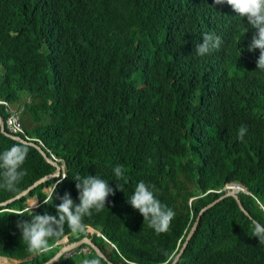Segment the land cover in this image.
<instances>
[{
    "label": "trees",
    "instance_id": "16d2710c",
    "mask_svg": "<svg viewBox=\"0 0 264 264\" xmlns=\"http://www.w3.org/2000/svg\"><path fill=\"white\" fill-rule=\"evenodd\" d=\"M12 1L0 0V100L22 109L26 99H39L25 105L22 125L47 145L70 149L68 181L89 174L105 179L114 190L119 183L124 191L115 195L122 202L138 182L154 186L158 200L175 213L169 232L161 236L169 253L183 235L184 226L175 225L180 217L186 225L192 214V224L219 196L199 198L192 207L190 198L230 182L251 191L264 189L256 158L236 144L231 132L238 85L252 81L254 86L240 114L264 107V72L253 66L244 41L248 25L239 19L233 25L218 23L222 9L210 0H58L37 26L10 15ZM205 26L208 34L220 37L219 48L168 74L167 67L173 68L182 54L194 53ZM206 59L232 64L196 77ZM0 114L7 119L6 107L0 106ZM33 123L39 126L33 128ZM13 144L21 143L0 128V152ZM27 149L26 175L13 190L0 193V201L45 173L44 163L29 165L38 152ZM117 165H123V178L114 175ZM241 198L247 208L253 206L250 197ZM105 211L85 216L84 229L74 232L70 243L89 237L102 248L99 237L90 234L91 227L98 228L119 247V254L112 250L109 255L114 264H148V235L107 226ZM230 212L239 213L233 198L203 216L194 240L208 241ZM13 221L12 214L0 215V255L22 257L24 249L16 250L20 242L8 234ZM58 250L24 264H44ZM95 256L93 248L77 249L55 264H83ZM0 264H5L1 258ZM178 264H264V244L255 238L245 244L189 246Z\"/></svg>",
    "mask_w": 264,
    "mask_h": 264
},
{
    "label": "clouds",
    "instance_id": "9594fccd",
    "mask_svg": "<svg viewBox=\"0 0 264 264\" xmlns=\"http://www.w3.org/2000/svg\"><path fill=\"white\" fill-rule=\"evenodd\" d=\"M57 2L58 0H14L9 5L8 13L12 16H20L29 24L39 26L42 19L52 12ZM210 2L213 6L222 9L218 23L233 25L239 19L249 26L250 31L244 40L247 44L249 58L255 68L264 72V0H210ZM198 10H195V14ZM64 16H67V13ZM220 44V37L208 34V27L205 26L202 41L196 44L194 53L192 55L182 54L173 68L167 67L168 74H176L186 61L192 62L196 57L203 58L209 55L219 48ZM231 64H221L206 59L200 64L196 77L201 73L225 69ZM192 80L193 78L188 81ZM182 88H188V86L184 84ZM253 93L252 81L236 87L233 103L236 111L232 119L231 132L236 144L249 150L256 158V171L264 174V107L258 105L246 114H240V109L252 98ZM33 100L38 101L39 99L28 98L23 104L26 105ZM25 105L19 109L18 105L0 100V106L6 107V112L9 114L6 120L2 117L9 136L5 135L1 129L2 134L23 144H13L10 148L0 152V193L3 194L6 189L13 190L26 175L22 165L27 157V147L38 152V155L33 156L29 165H38L42 162L47 168L44 169L43 175L36 178L17 195L0 201V215L12 214L16 217L12 229L8 232L11 237L17 238L20 242L19 248L15 249H24L25 252L22 257H15L12 254L0 255L5 264H24L34 258L43 257L56 248H59L56 253V255L59 254V259L55 263L62 256L68 258L77 249L80 252H87L93 248L95 251L98 249L102 255L96 251L97 256L85 259L83 264H114L109 255L112 250L119 254V247L98 228L91 227L90 234L92 236L96 234L99 237L103 244L102 248L89 237L70 243L73 233L84 229V217L90 216L92 210L99 212L102 209H106L104 215L107 226L114 224L117 228L130 231V234L141 232L148 235L150 239L148 264H178L189 246L197 247L206 243L226 246L245 244L252 239L259 238V242L264 244V189L251 191L241 183L230 182L219 190H209L200 196L190 198L189 204L192 207L193 202L199 198L211 194L219 196L199 211L192 224V214L186 225L185 220L180 217L175 225L184 226L183 235L175 250L169 253L161 236L169 232L175 213L158 200L154 186H148L144 181H140L133 194L122 202L115 195L117 190L124 191L119 183L114 190L105 179L89 174L87 176L76 175L68 181L67 158L70 149L64 145H47L39 137L25 133L21 122ZM13 118L17 119L19 124L18 131H14V125L10 122ZM32 126L35 128L39 126V123H33ZM19 139L25 143L18 141ZM113 172L117 178H123V165H117ZM39 188L41 195L37 196L35 192ZM242 195L251 198L254 203L251 208L243 204ZM228 198L236 201L239 213L230 212L224 215L215 225L208 241L194 240L203 216ZM50 204L54 205L52 211L47 209ZM86 240L91 243H87ZM73 244L77 245L73 247ZM67 248L70 249L66 251ZM121 258L126 262L123 257ZM128 263L136 264L130 261Z\"/></svg>",
    "mask_w": 264,
    "mask_h": 264
},
{
    "label": "water",
    "instance_id": "95a60500",
    "mask_svg": "<svg viewBox=\"0 0 264 264\" xmlns=\"http://www.w3.org/2000/svg\"><path fill=\"white\" fill-rule=\"evenodd\" d=\"M0 126H1V129H2V132H3L5 135L9 136V134H8V133L6 132V130H5V124H4V120H3L2 116H1V114H0ZM18 141H20V142H22V143H25V141H23V140H21V139H19ZM86 242H87V243H91V242L88 241V240H86ZM76 245H77V244H73V247L76 246ZM68 249H70V248H67L66 251H67ZM96 251H97V253H98L99 255H102L98 249H96ZM58 259H59V254H57V255H56L51 261H49L47 264H53V263H55ZM106 260H107V259H106Z\"/></svg>",
    "mask_w": 264,
    "mask_h": 264
},
{
    "label": "built area",
    "instance_id": "2783aa9c",
    "mask_svg": "<svg viewBox=\"0 0 264 264\" xmlns=\"http://www.w3.org/2000/svg\"><path fill=\"white\" fill-rule=\"evenodd\" d=\"M5 104L7 105V103H5ZM7 106H8V105H7ZM10 122H11V124L14 125V131H18V129H19V124H18V122H17V119L13 118Z\"/></svg>",
    "mask_w": 264,
    "mask_h": 264
},
{
    "label": "rangeland",
    "instance_id": "374dc122",
    "mask_svg": "<svg viewBox=\"0 0 264 264\" xmlns=\"http://www.w3.org/2000/svg\"><path fill=\"white\" fill-rule=\"evenodd\" d=\"M35 194H36L37 196H40V195H41V189H40V188L37 189L36 192H35Z\"/></svg>",
    "mask_w": 264,
    "mask_h": 264
},
{
    "label": "bare ground",
    "instance_id": "6f19581e",
    "mask_svg": "<svg viewBox=\"0 0 264 264\" xmlns=\"http://www.w3.org/2000/svg\"><path fill=\"white\" fill-rule=\"evenodd\" d=\"M236 190V189H235Z\"/></svg>",
    "mask_w": 264,
    "mask_h": 264
}]
</instances>
